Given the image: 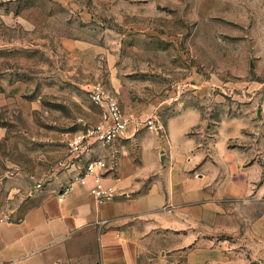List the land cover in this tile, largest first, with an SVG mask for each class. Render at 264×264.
I'll list each match as a JSON object with an SVG mask.
<instances>
[{"label": "rangeland", "instance_id": "rangeland-1", "mask_svg": "<svg viewBox=\"0 0 264 264\" xmlns=\"http://www.w3.org/2000/svg\"><path fill=\"white\" fill-rule=\"evenodd\" d=\"M97 84L158 129L93 156L155 161L143 193L194 158L190 173L215 175L209 204L189 211L177 187L153 216L176 230L143 215L140 264H264V0H0V223L65 178L69 140L100 118Z\"/></svg>", "mask_w": 264, "mask_h": 264}, {"label": "crops", "instance_id": "crops-1", "mask_svg": "<svg viewBox=\"0 0 264 264\" xmlns=\"http://www.w3.org/2000/svg\"><path fill=\"white\" fill-rule=\"evenodd\" d=\"M121 140L111 148L118 147ZM123 162L105 180L117 190L112 199L93 196L92 179L75 183L62 194L66 172L64 179L29 198L30 205L21 218L0 223V264H140L145 245L143 215L150 216L144 222L153 233L160 226L176 230L178 219L167 221L153 216L167 204L178 205L171 197L177 187L182 188L183 203L189 211L209 204L206 194L215 175L190 173L196 169L195 158L187 172L169 183V190L154 179L144 193L141 183L158 168L156 162L147 160L145 167L142 164L132 170L124 168ZM166 164L171 167L168 160ZM233 183L226 193L236 190ZM194 223L190 218L186 226L191 228ZM189 232L195 236L194 231Z\"/></svg>", "mask_w": 264, "mask_h": 264}, {"label": "built area", "instance_id": "built-area-1", "mask_svg": "<svg viewBox=\"0 0 264 264\" xmlns=\"http://www.w3.org/2000/svg\"><path fill=\"white\" fill-rule=\"evenodd\" d=\"M88 97L100 108V118L76 132L69 140L71 155L62 164L68 173L67 181L62 185V194L69 192L75 183L92 179L91 194L99 200H108L117 194L116 188L105 181L114 167L105 156H93L97 153L96 149L113 147L131 129L134 133L143 127L157 130L158 125L154 117L143 119L128 116L119 98L104 84L94 85L88 91Z\"/></svg>", "mask_w": 264, "mask_h": 264}, {"label": "water", "instance_id": "water-1", "mask_svg": "<svg viewBox=\"0 0 264 264\" xmlns=\"http://www.w3.org/2000/svg\"><path fill=\"white\" fill-rule=\"evenodd\" d=\"M162 163L164 164V154L161 156Z\"/></svg>", "mask_w": 264, "mask_h": 264}]
</instances>
